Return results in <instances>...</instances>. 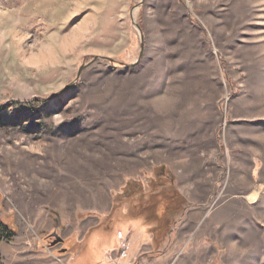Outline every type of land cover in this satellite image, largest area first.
Returning <instances> with one entry per match:
<instances>
[{"label":"rangeland","instance_id":"rangeland-1","mask_svg":"<svg viewBox=\"0 0 264 264\" xmlns=\"http://www.w3.org/2000/svg\"><path fill=\"white\" fill-rule=\"evenodd\" d=\"M0 218V264H264V0H0Z\"/></svg>","mask_w":264,"mask_h":264},{"label":"trees","instance_id":"trees-1","mask_svg":"<svg viewBox=\"0 0 264 264\" xmlns=\"http://www.w3.org/2000/svg\"><path fill=\"white\" fill-rule=\"evenodd\" d=\"M149 187L151 191L146 195V198H144L145 205L143 210H147L146 220H154V224L151 226L150 230V233L152 234L151 241L155 247H158L162 237L165 235L166 230L168 229V215L170 210L176 211L179 207H182L184 199L176 192V190H174L171 195L163 197L161 191L158 188L159 183H150ZM169 199L173 200V207L168 203ZM169 206L171 207L169 208ZM11 226H9L7 222H4L0 218V227H5V229H8L9 232L12 233L14 232V229ZM8 237L9 235L0 237V242L1 240Z\"/></svg>","mask_w":264,"mask_h":264},{"label":"water","instance_id":"water-1","mask_svg":"<svg viewBox=\"0 0 264 264\" xmlns=\"http://www.w3.org/2000/svg\"><path fill=\"white\" fill-rule=\"evenodd\" d=\"M138 28L140 29V26H138ZM143 47H144V42H143V40L141 39V52H140V56H141V54H142V50H143ZM95 58H103V59H107V60H109V61H113V59H111V58H109V57H95ZM135 63H133V65H134ZM85 67V65H82V66H80L79 67V69H78V73H77V78H78V76L80 75V73H81V71H82V69ZM52 236L54 237V240L53 241H51V244L52 245H54V244H57V243H60L61 241H63V239H62V237L61 236H59L57 233H53L52 234ZM63 250H65V249H63Z\"/></svg>","mask_w":264,"mask_h":264},{"label":"flooded vegetation","instance_id":"flooded-vegetation-1","mask_svg":"<svg viewBox=\"0 0 264 264\" xmlns=\"http://www.w3.org/2000/svg\"><path fill=\"white\" fill-rule=\"evenodd\" d=\"M63 249H66L65 246L62 247Z\"/></svg>","mask_w":264,"mask_h":264}]
</instances>
